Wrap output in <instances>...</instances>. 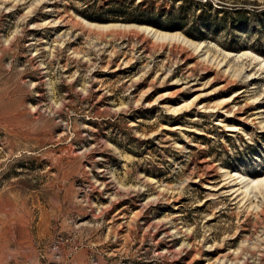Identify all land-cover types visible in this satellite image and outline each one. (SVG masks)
Instances as JSON below:
<instances>
[{"label":"rangeland","instance_id":"obj_1","mask_svg":"<svg viewBox=\"0 0 264 264\" xmlns=\"http://www.w3.org/2000/svg\"><path fill=\"white\" fill-rule=\"evenodd\" d=\"M263 60L264 0H0V264H264Z\"/></svg>","mask_w":264,"mask_h":264},{"label":"bare ground","instance_id":"obj_2","mask_svg":"<svg viewBox=\"0 0 264 264\" xmlns=\"http://www.w3.org/2000/svg\"><path fill=\"white\" fill-rule=\"evenodd\" d=\"M189 41V40H188ZM198 51H201V49L203 50V47H202V45H200V44H198V46H197V48H196ZM261 70H264V60H263V62H261ZM257 76L256 75H254V74H252L251 75V78L253 79V78H256ZM240 95V94H239ZM239 179H240V183H244V186L246 187V188H248V184H246L245 183V179H244V177L243 176H241V175H239V177H238ZM260 181V180H259ZM256 182V181H255Z\"/></svg>","mask_w":264,"mask_h":264},{"label":"trees","instance_id":"obj_3","mask_svg":"<svg viewBox=\"0 0 264 264\" xmlns=\"http://www.w3.org/2000/svg\"><path fill=\"white\" fill-rule=\"evenodd\" d=\"M180 8H181V10H183V6H181ZM209 14H210V13H209ZM201 15H203V13H201ZM210 16H212V15L210 14ZM192 36H193V35H192Z\"/></svg>","mask_w":264,"mask_h":264}]
</instances>
